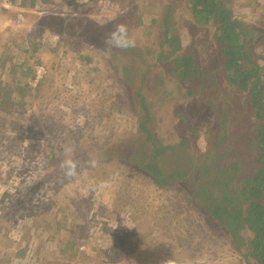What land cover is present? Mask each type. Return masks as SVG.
Here are the masks:
<instances>
[{
	"label": "rangeland",
	"instance_id": "374dc122",
	"mask_svg": "<svg viewBox=\"0 0 264 264\" xmlns=\"http://www.w3.org/2000/svg\"><path fill=\"white\" fill-rule=\"evenodd\" d=\"M70 1L36 0L31 4L29 0H0V81L12 94L0 105V264H167L169 259L176 264H196L204 255L212 264H238L237 255L227 249L228 239L202 230L200 218L186 206L176 187L157 189L141 178L135 181V174H114L109 165L117 156L112 144L125 145V139L120 140L125 118L120 101L128 108L130 104L124 100L131 97L125 77L133 80L147 69L140 76L144 78L143 91H149L151 97L154 88L155 97H168L150 108L160 114L155 119L162 139L159 159L165 165L175 160L169 145L177 148L184 141L189 145L186 154L197 166L202 151L194 147L192 132H203L200 127L209 116L199 97H219L220 87L203 79L195 86L180 80L169 73V64L149 67L146 64L153 61L145 62L139 66L142 72L138 70L134 77L130 67L122 73L116 64H96V56H91L90 65L78 57L87 52L83 42L100 44L93 36L98 21L92 15L96 13L112 15L109 24H126L138 46L153 49V41L157 43L162 34L152 20L160 17V4L166 0H94L87 8L90 0L82 4ZM232 8L236 17L264 30L260 24L264 0H235ZM126 14L125 19L119 18ZM81 17L94 23L72 38L69 30L79 29ZM49 19L50 27L45 22ZM144 27L151 28L154 37L143 32ZM23 42L28 48L35 43L36 53L20 58L19 53L26 49ZM195 50L197 61H201L197 67L206 77L221 73L213 50L205 44ZM261 51L264 55V49ZM11 52L14 57L9 63L24 62L31 67L39 61L45 68L42 83H28L30 88L22 97L11 88L19 77L10 75V64L1 68ZM176 78L184 84H178ZM180 114L182 119H178ZM87 135H92V145H81L84 152L76 150L73 144H78L79 136ZM70 144L72 158L81 167H88L91 158L99 161L91 172L83 170L72 180L65 178L60 168L64 146ZM192 150L195 152L190 153ZM75 231L77 253L73 255L65 247L75 238Z\"/></svg>",
	"mask_w": 264,
	"mask_h": 264
},
{
	"label": "trees",
	"instance_id": "16d2710c",
	"mask_svg": "<svg viewBox=\"0 0 264 264\" xmlns=\"http://www.w3.org/2000/svg\"><path fill=\"white\" fill-rule=\"evenodd\" d=\"M93 1L90 0L85 8ZM234 1L166 0L164 5L160 4V17L152 20L159 28L162 38L157 43L151 38V50L138 46L137 40L135 47L126 50H106L103 37L114 27V24H109L114 17H100L96 13L95 16L92 15L98 21L93 36L100 40V44L83 42L87 52L84 57L82 54H78V57L90 65L92 57L96 56V64L100 61L104 65L107 62L116 64L122 73L130 67L134 71V77L138 70L142 72L139 66L145 62L153 61L152 65L150 62L146 64L149 67L157 63L169 64V73L178 75L180 80H189L188 83L195 86L203 79L214 87H220L219 97H199L204 100L209 116L206 117L207 123L200 127L203 132H192V137H195L194 147L202 151L196 159L197 166L194 167L191 157L186 154L189 145L184 141L177 148L169 145L168 150H171L176 161H169L165 165L159 159L162 139L158 120L155 119L160 114L152 112L150 108L158 102L163 103L168 97H155L154 88L151 90V97H148L149 91H143L144 78L140 76L147 69L133 80L125 77V83H128L131 92L129 100H124L130 104L128 108L120 101L125 110L121 131L124 137L120 140L124 138L125 145L112 144L110 148L117 156L109 165L114 174H135V181L141 178L157 189L176 187L186 206L200 218L202 230L204 228L224 236L225 241L228 239L227 249L237 255L238 264H264V55L261 51L264 49V30L257 24L236 17L232 8ZM29 2L34 4L36 0ZM96 10L100 12L99 8ZM127 15L119 18L125 19ZM45 22L50 27L51 19ZM89 22L85 17L79 18V29L69 30L70 37L74 38L78 30L86 32L88 24L94 23L91 18ZM141 24L136 28L140 29ZM260 24H264V21ZM102 25L110 29H103ZM145 31L154 37L151 28L144 27L143 32ZM254 33L258 34L257 38H253ZM203 43L218 57L215 61L218 62V68L221 67V73H217L220 76L213 73L206 77L203 69L197 67H201V61H197L194 51L198 47L201 50ZM23 44L26 49L23 47L19 53L20 58L26 53L30 56L36 53L35 43L30 44V48L27 47V42ZM103 54L107 55L106 59ZM13 57L14 53L11 52L8 59L2 61L1 68L10 64V75L19 77L11 88L22 97L24 91L30 88L34 74L32 66H24V62L9 63V59ZM95 69L102 68L95 65ZM106 71H109L108 68ZM195 73H202V76H194ZM176 81L184 84L177 78ZM10 92L4 90L0 81V105L12 96ZM177 101L180 100L174 102ZM178 119H182L181 114ZM92 142V135L79 136L78 144L74 143L73 147L84 152L85 149L80 146L92 145ZM192 152L195 150L190 153ZM190 167L191 171L188 170ZM83 170L91 172L92 167L82 166L80 172ZM112 172L108 173L113 174ZM73 234L76 235L75 238L68 242L65 249L75 255L77 231ZM85 242L89 244L88 241ZM90 247L94 248L92 237Z\"/></svg>",
	"mask_w": 264,
	"mask_h": 264
},
{
	"label": "clouds",
	"instance_id": "9594fccd",
	"mask_svg": "<svg viewBox=\"0 0 264 264\" xmlns=\"http://www.w3.org/2000/svg\"><path fill=\"white\" fill-rule=\"evenodd\" d=\"M103 45L106 50L120 49L126 50L135 47L136 41L129 35L128 26L124 23L114 25L103 37ZM74 149L71 145L64 146L65 158L61 161L60 168L65 178L72 180L80 175V162L72 158ZM99 161L91 158L88 161L89 167H97ZM107 185V181L103 182ZM167 264H176L174 259H169ZM196 264H212L211 258L208 255L201 256L197 259Z\"/></svg>",
	"mask_w": 264,
	"mask_h": 264
},
{
	"label": "built area",
	"instance_id": "2783aa9c",
	"mask_svg": "<svg viewBox=\"0 0 264 264\" xmlns=\"http://www.w3.org/2000/svg\"><path fill=\"white\" fill-rule=\"evenodd\" d=\"M79 4H82L84 2H87L88 0H76ZM44 67L40 64H35V66H32V72L34 74V79L31 81H34V85L39 83L41 79L44 77Z\"/></svg>",
	"mask_w": 264,
	"mask_h": 264
}]
</instances>
